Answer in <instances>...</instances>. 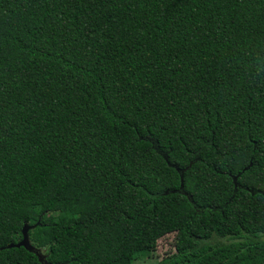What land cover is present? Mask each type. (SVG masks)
Masks as SVG:
<instances>
[{
  "label": "trees",
  "instance_id": "1",
  "mask_svg": "<svg viewBox=\"0 0 264 264\" xmlns=\"http://www.w3.org/2000/svg\"><path fill=\"white\" fill-rule=\"evenodd\" d=\"M264 264V0H0V264Z\"/></svg>",
  "mask_w": 264,
  "mask_h": 264
},
{
  "label": "rangeland",
  "instance_id": "2",
  "mask_svg": "<svg viewBox=\"0 0 264 264\" xmlns=\"http://www.w3.org/2000/svg\"><path fill=\"white\" fill-rule=\"evenodd\" d=\"M174 233L165 234L157 238L155 246L150 251L140 252L134 259V264H160V261L174 252ZM41 254L45 253V248H40Z\"/></svg>",
  "mask_w": 264,
  "mask_h": 264
},
{
  "label": "water",
  "instance_id": "3",
  "mask_svg": "<svg viewBox=\"0 0 264 264\" xmlns=\"http://www.w3.org/2000/svg\"><path fill=\"white\" fill-rule=\"evenodd\" d=\"M22 232H23V238L21 239L20 242H18L17 244H9L8 247H13V246H24V247H28L30 248L31 250H35L39 260L43 263V264H50L48 263L45 258H44V255L41 254L38 249H33V247L29 244V240H28V237H27V234H26V225L23 226L22 228Z\"/></svg>",
  "mask_w": 264,
  "mask_h": 264
}]
</instances>
